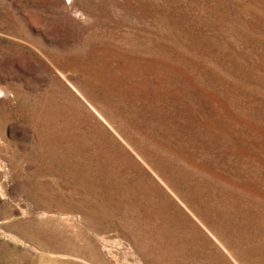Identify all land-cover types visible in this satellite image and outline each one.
Here are the masks:
<instances>
[{
  "label": "rangeland",
  "instance_id": "rangeland-1",
  "mask_svg": "<svg viewBox=\"0 0 264 264\" xmlns=\"http://www.w3.org/2000/svg\"><path fill=\"white\" fill-rule=\"evenodd\" d=\"M0 264H264V0H0Z\"/></svg>",
  "mask_w": 264,
  "mask_h": 264
},
{
  "label": "bare ground",
  "instance_id": "bare-ground-1",
  "mask_svg": "<svg viewBox=\"0 0 264 264\" xmlns=\"http://www.w3.org/2000/svg\"><path fill=\"white\" fill-rule=\"evenodd\" d=\"M93 256V255H92ZM42 259V258H41ZM44 259V258H43ZM57 263V262H56Z\"/></svg>",
  "mask_w": 264,
  "mask_h": 264
}]
</instances>
